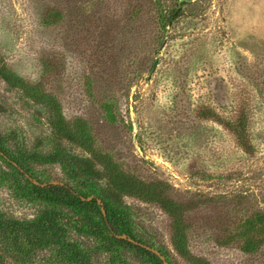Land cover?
Here are the masks:
<instances>
[{"label": "rangeland", "instance_id": "374dc122", "mask_svg": "<svg viewBox=\"0 0 264 264\" xmlns=\"http://www.w3.org/2000/svg\"><path fill=\"white\" fill-rule=\"evenodd\" d=\"M178 1L0 0V68L23 83L0 77V138L30 158L26 175L0 158L3 216L31 220L45 208L31 199L28 182L89 197L104 188L105 181L74 177L51 160L64 153L93 159L56 140L61 118L70 129L82 125L94 151L120 172L163 183L185 209L193 261L173 249L172 219L158 204L121 195L132 230L161 260L264 264V234L248 227L264 215V0H191L177 9ZM46 96L58 110L43 104ZM205 109L215 116L198 117ZM242 114L248 151L228 125ZM60 214L87 264H145L86 233L83 216ZM254 237L261 245L244 252ZM37 259L53 262L55 252Z\"/></svg>", "mask_w": 264, "mask_h": 264}, {"label": "trees", "instance_id": "16d2710c", "mask_svg": "<svg viewBox=\"0 0 264 264\" xmlns=\"http://www.w3.org/2000/svg\"><path fill=\"white\" fill-rule=\"evenodd\" d=\"M0 77L12 84L23 85L20 79L0 68ZM29 92V90H28ZM44 105H52L58 110L55 102L43 97ZM198 117H214L210 109L200 111ZM244 114L229 121V129L244 150H250L248 144L247 123ZM54 132L57 141H66L80 147L93 158H78L64 153L61 157H50L62 163L67 172L74 177L87 180L105 181L104 188L92 197L76 192L72 187L63 184H34L28 182V193L32 200L45 206L38 217L31 220L6 218L0 213V264H87L89 255L67 239L66 228L61 223L60 209H69L84 217L86 233L107 242L110 251L116 254L127 252L145 264H169L139 239L129 224L128 215L121 207V195L134 196L148 202H154L172 219L171 243L175 252L187 261H193L187 248L183 214L185 209L171 200L163 183L144 184L133 177L120 172L105 156L99 155L92 147V140L82 125L70 129L61 118L54 121ZM57 154H59L57 152ZM56 155V153L54 154ZM0 158L10 168L21 175L28 173V156H16L2 144L0 138ZM97 166H99L97 168ZM255 234H264V215H257L248 226ZM252 237V236H250ZM263 240L248 238L242 250L254 252ZM147 246V247H146ZM53 250V262H41L37 253ZM161 255L164 252L159 250ZM120 259V258H117ZM197 260V259H196Z\"/></svg>", "mask_w": 264, "mask_h": 264}, {"label": "water", "instance_id": "95a60500", "mask_svg": "<svg viewBox=\"0 0 264 264\" xmlns=\"http://www.w3.org/2000/svg\"><path fill=\"white\" fill-rule=\"evenodd\" d=\"M191 2V0H179L178 1V7H177V9L178 8H180L181 7V5L183 4V3H190ZM177 9L174 11L175 13L177 12ZM164 44V43H163ZM163 44L160 46V48L158 49V51H157V54L160 52V50L162 49V46H163ZM157 61H158V57L154 60V63H153V67H152V70L150 71V74H152L153 73V71H154V69H155V67H156V65H157ZM156 254V253H155ZM158 255V254H157Z\"/></svg>", "mask_w": 264, "mask_h": 264}]
</instances>
